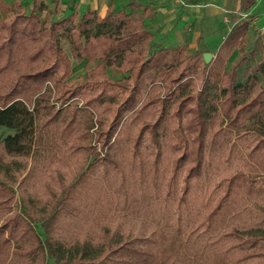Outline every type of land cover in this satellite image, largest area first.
<instances>
[{
  "label": "trees",
  "instance_id": "16d2710c",
  "mask_svg": "<svg viewBox=\"0 0 264 264\" xmlns=\"http://www.w3.org/2000/svg\"><path fill=\"white\" fill-rule=\"evenodd\" d=\"M127 6L0 13V264H264V85L242 47L224 69L247 21L205 63Z\"/></svg>",
  "mask_w": 264,
  "mask_h": 264
},
{
  "label": "crops",
  "instance_id": "0c3cea01",
  "mask_svg": "<svg viewBox=\"0 0 264 264\" xmlns=\"http://www.w3.org/2000/svg\"><path fill=\"white\" fill-rule=\"evenodd\" d=\"M7 0V5L13 3ZM32 7V0H17ZM45 9L41 17L58 19L69 14L94 11L104 17L120 5L134 4L136 12L145 11V28L152 34L151 43L162 48L185 46L189 53L215 55L219 45L234 25L233 17L247 15L253 28L264 25V1L241 10L245 0H38ZM119 5V6H118ZM117 7V8H116ZM118 10V9H117ZM252 31H255L254 29Z\"/></svg>",
  "mask_w": 264,
  "mask_h": 264
},
{
  "label": "rangeland",
  "instance_id": "374dc122",
  "mask_svg": "<svg viewBox=\"0 0 264 264\" xmlns=\"http://www.w3.org/2000/svg\"><path fill=\"white\" fill-rule=\"evenodd\" d=\"M6 1L7 0L0 1L1 14L3 13L4 6L7 4ZM9 1L12 2V0ZM120 8H124L126 11H129L127 4L120 5L117 9ZM117 9L114 8L113 11H117ZM253 29L255 31H252ZM61 45L63 49L67 51L65 42H62ZM240 47L244 50L246 60L243 65L237 68V80L242 83L245 80H249V76H252L254 79V87L251 91L257 92L258 88L264 85V32L259 31L258 28H247L244 41L241 45L232 50L228 58L226 57L224 61V69H230L232 62L238 61V59L241 58V53H238ZM213 57L214 55H211V58ZM72 65V75L69 78L71 83L81 81L85 72L94 67L93 62L86 63L85 59L79 62L73 61ZM109 75L113 76L111 73H109ZM7 133H9L8 129L0 128V139ZM47 264H51V260L48 259Z\"/></svg>",
  "mask_w": 264,
  "mask_h": 264
},
{
  "label": "built area",
  "instance_id": "2783aa9c",
  "mask_svg": "<svg viewBox=\"0 0 264 264\" xmlns=\"http://www.w3.org/2000/svg\"><path fill=\"white\" fill-rule=\"evenodd\" d=\"M259 1H264V0H254V3H257ZM241 19H243V20L246 21L247 20V15H243ZM253 27H254L253 22H251V21L248 22V28H253ZM258 30L264 32V25H262L261 27H259Z\"/></svg>",
  "mask_w": 264,
  "mask_h": 264
},
{
  "label": "water",
  "instance_id": "95a60500",
  "mask_svg": "<svg viewBox=\"0 0 264 264\" xmlns=\"http://www.w3.org/2000/svg\"><path fill=\"white\" fill-rule=\"evenodd\" d=\"M202 58H203V61H204L205 63H207V62L211 59V54H210V53H204V54L202 55Z\"/></svg>",
  "mask_w": 264,
  "mask_h": 264
}]
</instances>
